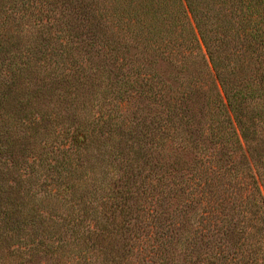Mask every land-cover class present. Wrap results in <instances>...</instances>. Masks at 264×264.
<instances>
[{"label": "trees", "instance_id": "1", "mask_svg": "<svg viewBox=\"0 0 264 264\" xmlns=\"http://www.w3.org/2000/svg\"><path fill=\"white\" fill-rule=\"evenodd\" d=\"M0 264H264V0H0Z\"/></svg>", "mask_w": 264, "mask_h": 264}, {"label": "rangeland", "instance_id": "2", "mask_svg": "<svg viewBox=\"0 0 264 264\" xmlns=\"http://www.w3.org/2000/svg\"><path fill=\"white\" fill-rule=\"evenodd\" d=\"M215 87H216V84H215Z\"/></svg>", "mask_w": 264, "mask_h": 264}]
</instances>
